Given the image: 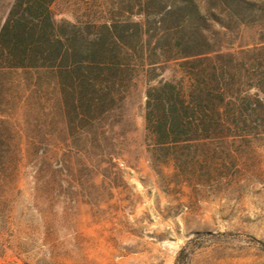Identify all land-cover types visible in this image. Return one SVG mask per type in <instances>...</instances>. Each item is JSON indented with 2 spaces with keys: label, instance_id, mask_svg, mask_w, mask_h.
Masks as SVG:
<instances>
[{
  "label": "rangeland",
  "instance_id": "374dc122",
  "mask_svg": "<svg viewBox=\"0 0 264 264\" xmlns=\"http://www.w3.org/2000/svg\"><path fill=\"white\" fill-rule=\"evenodd\" d=\"M14 1L0 0V18ZM106 2L56 0L53 11L76 22ZM253 39L247 31L226 41L236 49ZM159 73L158 81L182 77L175 64ZM41 77L14 71L2 79L0 147L13 159L0 174V264H264V140L230 139L207 172L186 183L171 178L172 168L150 160L141 75L128 103L124 162L101 165L103 177L75 153L59 88Z\"/></svg>",
  "mask_w": 264,
  "mask_h": 264
},
{
  "label": "trees",
  "instance_id": "16d2710c",
  "mask_svg": "<svg viewBox=\"0 0 264 264\" xmlns=\"http://www.w3.org/2000/svg\"><path fill=\"white\" fill-rule=\"evenodd\" d=\"M55 2L15 0L0 18V107L8 72L53 78L69 138L89 171L105 177L101 165L124 162L128 103L141 75L150 160L172 168L171 178L186 183L207 172L230 139L264 140V3L107 0L93 17L70 22L56 19ZM247 31L255 39L236 49L226 41ZM170 64L182 77L158 81ZM12 159L0 147V174Z\"/></svg>",
  "mask_w": 264,
  "mask_h": 264
}]
</instances>
